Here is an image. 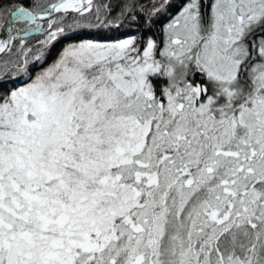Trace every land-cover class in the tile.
Listing matches in <instances>:
<instances>
[{
	"label": "snow or ice",
	"instance_id": "1",
	"mask_svg": "<svg viewBox=\"0 0 264 264\" xmlns=\"http://www.w3.org/2000/svg\"><path fill=\"white\" fill-rule=\"evenodd\" d=\"M92 11L0 3V53ZM163 31L70 44L0 96V264H264V0H178Z\"/></svg>",
	"mask_w": 264,
	"mask_h": 264
},
{
	"label": "trees",
	"instance_id": "2",
	"mask_svg": "<svg viewBox=\"0 0 264 264\" xmlns=\"http://www.w3.org/2000/svg\"><path fill=\"white\" fill-rule=\"evenodd\" d=\"M53 1L55 0H0V3L5 6L16 2L27 5L36 4L42 8ZM204 2L207 4L209 0H204ZM105 5L108 6L107 9H105ZM154 5L158 6L159 0H94L93 11L86 13V18L79 17L75 13H71L64 18L63 26L66 28L65 34L77 33V35L60 42L54 49L51 47L52 43L47 46H41L39 43L46 38V31H37L18 37L13 42L12 51L10 53L6 52L0 57V96L5 95L10 90L30 83L36 75L51 66L66 46L78 44L81 40L105 43L135 36L138 42L143 43L144 38L151 34L160 46L162 42L161 38L163 37L162 26L176 13L178 0H170V6L162 9L160 12H154ZM96 7L100 8V20L96 18ZM126 8H130L131 11H126ZM122 11H125V17L123 22H118V27L101 25L102 20H115ZM61 15H57L55 18ZM74 18L81 21L78 26L73 25ZM18 25L25 26L23 21H20ZM70 25L71 27L69 28ZM43 28L47 29V22ZM21 39L24 40L25 49H32L31 52L27 53V65L23 64L24 52L20 44ZM37 56L40 59H37ZM32 70H34L33 73H31ZM194 75V79L200 83L205 81L201 74L194 73ZM157 82L160 84L159 88L166 84V80L163 78L157 79Z\"/></svg>",
	"mask_w": 264,
	"mask_h": 264
},
{
	"label": "rangeland",
	"instance_id": "3",
	"mask_svg": "<svg viewBox=\"0 0 264 264\" xmlns=\"http://www.w3.org/2000/svg\"><path fill=\"white\" fill-rule=\"evenodd\" d=\"M53 2H54V1H53ZM53 2H52V3H53ZM209 3H210V0H209ZM50 4H51V3H50ZM50 4H48V5H50ZM175 14H176V13H175ZM175 14H174V15H175ZM173 17H174V16H173ZM173 17H171V19H172ZM171 19H170L167 23H165V24L162 26L163 30H164V28L166 27V25H167L168 23L171 22ZM46 22H47V21H46ZM46 22H45V23H46ZM45 23H44V24H45ZM17 27H18V28H23V27H25V26H20V25L17 24ZM33 27H34V26H33ZM162 32H163V37L161 38V39H162V42H161V45H160V48H161V49L163 48L164 42H165V40H166V37H165L164 31H162ZM20 34H24V33L21 32ZM129 37H132V36H129ZM129 37H125V38H122V39H126V38H129ZM134 37H135V36H134ZM2 39H4V38H2ZM122 39H118V40H122ZM136 39H137V38H136ZM147 39H153V40H155V41L157 42V40L155 39V37H154L153 35L149 34V35H147V36L144 38L143 43H142V42H138V46L141 47V48H143L144 43H145V41H146ZM252 39H253V37H249V41H251ZM5 40H7V37L5 38ZM118 40H115V41H118ZM115 41H110V42H115ZM137 41H138V40H137ZM83 42H88V41H83V40H81L79 43H83ZM102 43H104V42H102ZM105 43H107V42H105ZM52 44H53V43H52ZM66 44H68V43H66ZM51 47H52V45H51ZM66 47H67V46H66ZM249 50H250V52H251V54H252V56H251L252 60L248 61V63H247V67L250 69L251 66H252L253 64H256V63L261 62V58L256 54L255 50L252 48L251 43H249ZM50 51H51V48H50ZM48 54H49V50H48ZM158 58H159V57H158ZM33 72H34V70L31 71V73H33ZM248 75H249L248 72H244V73H243V79H244L245 81L248 80ZM194 77H195V75L191 76L190 79H192L194 83H200L199 81H197L196 79H194ZM154 83H155V85H156V87H157V90H159V85H160L159 82H157V80H155ZM200 84H207V81L205 80L203 83H200ZM24 86H25V85H24ZM21 87H22V86H21ZM209 89H210V92H211V86H210V85H209Z\"/></svg>",
	"mask_w": 264,
	"mask_h": 264
},
{
	"label": "water",
	"instance_id": "4",
	"mask_svg": "<svg viewBox=\"0 0 264 264\" xmlns=\"http://www.w3.org/2000/svg\"><path fill=\"white\" fill-rule=\"evenodd\" d=\"M94 1V0H93ZM55 2V1H54ZM53 2V3H54ZM48 6V5H47ZM47 6H45V7H42V8H46ZM60 13H53V16L51 17V18H55L57 15H59ZM47 21V19H44V20H41V21H39V23H41L42 24V26H44V23ZM33 32H37V31H35V30H33L31 33H33ZM4 35H6L7 36V39H8V33L6 32V31H4V30H0V37L1 36H4ZM25 34H18V37H21V36H24ZM77 35V33H70V34H65L64 36H62V37H60L56 42H54L53 44H52V48L54 49L60 42H63V41H65V40H68V39H70V38H72V37H75ZM6 53V52H5ZM5 53H0V57L3 55V54H5Z\"/></svg>",
	"mask_w": 264,
	"mask_h": 264
},
{
	"label": "bare ground",
	"instance_id": "5",
	"mask_svg": "<svg viewBox=\"0 0 264 264\" xmlns=\"http://www.w3.org/2000/svg\"><path fill=\"white\" fill-rule=\"evenodd\" d=\"M205 3H206V2H205ZM6 37H7L6 35L1 36L0 39L4 38V39H2V40H5Z\"/></svg>",
	"mask_w": 264,
	"mask_h": 264
}]
</instances>
